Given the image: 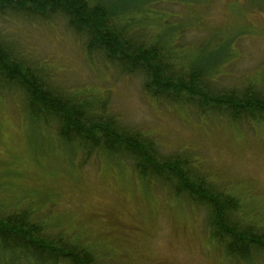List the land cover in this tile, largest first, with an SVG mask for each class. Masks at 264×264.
Returning <instances> with one entry per match:
<instances>
[{
    "label": "clouds",
    "instance_id": "1",
    "mask_svg": "<svg viewBox=\"0 0 264 264\" xmlns=\"http://www.w3.org/2000/svg\"><path fill=\"white\" fill-rule=\"evenodd\" d=\"M0 264H264V0H0Z\"/></svg>",
    "mask_w": 264,
    "mask_h": 264
}]
</instances>
